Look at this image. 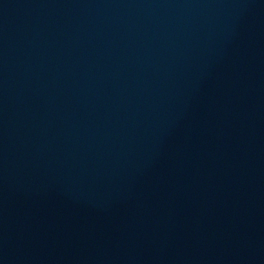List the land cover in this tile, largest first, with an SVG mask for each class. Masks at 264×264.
<instances>
[{"label":"water","instance_id":"obj_1","mask_svg":"<svg viewBox=\"0 0 264 264\" xmlns=\"http://www.w3.org/2000/svg\"><path fill=\"white\" fill-rule=\"evenodd\" d=\"M0 264H264V0H0Z\"/></svg>","mask_w":264,"mask_h":264}]
</instances>
